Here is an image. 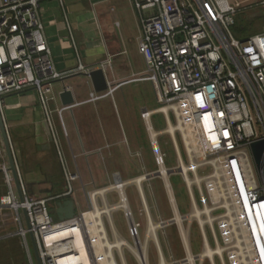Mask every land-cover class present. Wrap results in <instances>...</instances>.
<instances>
[{
  "label": "built area",
  "instance_id": "2783aa9c",
  "mask_svg": "<svg viewBox=\"0 0 264 264\" xmlns=\"http://www.w3.org/2000/svg\"><path fill=\"white\" fill-rule=\"evenodd\" d=\"M130 1L141 14L138 52L144 59L145 72L139 80L152 85L157 103L155 110H144L140 116L156 167L141 177L144 181L159 178L163 182L173 217L161 220L159 229L174 225L177 215L182 221L183 232L178 227V233L186 258L171 264H188L189 224L193 220L198 224L203 248L206 242L209 244V237L214 249L221 248V256H214L217 264H264V181L256 173L250 151L253 142L264 140V31L244 40L235 39L232 27L238 12L228 0ZM39 2L0 0V112L4 98L36 92L56 141L53 115L56 113L61 120L68 107L51 109L55 101L53 86L68 74L55 71L43 34ZM259 6L264 10V0ZM146 11L149 16L142 15ZM110 63L109 57L101 64L102 70ZM82 71L79 67L70 74ZM111 93V89L92 92L86 103L97 102ZM156 114L164 118L163 131L154 129L152 118ZM169 122L177 128L182 150L172 134L166 132ZM163 134L169 137L175 151L176 166L172 168L166 167V156L159 147ZM204 168H209V173L201 174ZM0 175V242L18 240L22 252L19 264H98L84 216L98 209L94 201L99 194L88 193L91 208L87 212L75 214L67 221H54L47 204L68 198L76 175L66 172L65 194L42 198L28 195L18 174L20 200L1 133ZM172 175L180 176L185 185L190 202L188 214L179 212L170 182ZM131 181L117 182L124 188ZM138 197L147 224L153 223L145 195L143 198L138 193ZM119 202L131 242L118 235L126 244L122 256L113 251L114 262L127 264L126 252L136 264H150L149 232L141 235V225L123 191ZM197 210L204 224L201 227L199 220L192 217ZM108 226L113 234L114 225ZM30 235L38 261L35 255L34 261ZM115 240V236L113 241L108 238L110 243ZM154 247L160 260L157 244ZM160 248L164 259L161 245Z\"/></svg>",
  "mask_w": 264,
  "mask_h": 264
},
{
  "label": "crops",
  "instance_id": "0c3cea01",
  "mask_svg": "<svg viewBox=\"0 0 264 264\" xmlns=\"http://www.w3.org/2000/svg\"><path fill=\"white\" fill-rule=\"evenodd\" d=\"M42 1H47L48 9L40 11ZM81 1L84 2V6L79 5L84 10L82 15L68 14L64 0H58L59 5L57 0L39 2L43 34L55 71L68 74L53 86L55 101L51 109L64 108L59 95L65 89L71 92L74 100L73 105L62 112L61 120L56 113L53 115L56 141L36 92L27 101L21 98L25 93L13 95L14 102L8 104L6 110L2 106L1 110L17 171L27 194L49 198L62 196L67 186L57 181L65 182L66 172H72L79 185L72 188L68 198L60 201L71 199L75 214L87 208L85 197L90 190H99L97 194L109 197L116 177L121 182L138 178L144 168L141 165H145L139 146L144 140L149 144L140 116L144 110L156 109L135 103L123 91L128 85L147 82L154 94L148 81L139 80L145 72L144 59L138 52L141 14L130 0ZM149 14L148 11L142 13L143 16ZM257 14L263 16L264 11ZM109 57L111 63L102 70L101 64ZM79 67L84 71L70 74ZM99 69L112 93L97 102L86 103L89 94L94 92L88 74ZM60 201L52 203L55 216V204Z\"/></svg>",
  "mask_w": 264,
  "mask_h": 264
},
{
  "label": "rangeland",
  "instance_id": "374dc122",
  "mask_svg": "<svg viewBox=\"0 0 264 264\" xmlns=\"http://www.w3.org/2000/svg\"><path fill=\"white\" fill-rule=\"evenodd\" d=\"M46 2L47 1L41 2L40 11L45 10V8L48 9ZM228 2L238 12L234 20V25L232 27V34L235 39L244 40L252 35L263 32L264 15L260 17H258L259 16L258 14L260 13L256 15V12L264 11L263 8L259 6L260 0H228ZM57 5H59L58 0H57ZM64 5L68 8V10L66 8V12H69L68 14L70 13H77L80 15L83 14L84 10L79 8V5L84 6V2L81 0H76L74 4L67 3L64 0ZM123 91L126 92L128 96H131L134 99L135 103L136 102L142 103L143 107H146L147 109H150L151 107H157L155 96L152 92L150 85L147 82H139L133 85H128L123 88ZM32 94H34V91H28L23 96H21V98H23V101H27L31 98ZM14 100H15V96L6 97L3 100V105H2L3 109L4 110L8 109L6 106L8 104L13 103ZM152 122H153L154 129L156 131H163L166 128L164 118L161 114H156L155 116H153ZM138 128H140V123H138ZM176 140H177L179 149L182 150V142H181L180 135L178 133H176ZM158 141H159V147H160L161 152L164 153L166 156V159H165L166 167L167 168L175 167L176 166V155H175V151L172 147L169 137L166 134H163L159 137ZM139 150H140V154H142V160L145 164V165H141V167H144L142 169L143 171L138 176V177H141L142 175H144L145 172L149 173V172L155 171L156 167L153 162L152 150L148 142H146L145 140L142 141L139 146ZM145 166L147 167L148 170H151V171H148ZM209 171H210L209 168H204L200 171V173L207 174L209 173ZM117 181H119L118 177H116L115 179V182ZM57 182L64 184L65 186H67V189H68L67 178L65 182L64 181L63 182L57 181ZM170 182L174 189L175 199H176V203H177L180 214L181 215L188 214L190 211V202L188 199L185 185L181 177L178 175H172L170 178ZM2 183H3L2 176L0 175V195L3 193ZM70 185H71V188L74 189V186L79 185V181L75 180L71 182ZM113 185H111V187ZM141 189L143 190L142 192H144L143 195H145V199L147 201L150 214L154 221L153 223L155 225H158V223L161 220H169L173 217L171 214L170 205L167 200L163 182L161 179L152 178L150 180L144 181L143 183L141 182ZM96 191H99V190L92 189L88 193H94ZM122 191L126 194L128 198L129 206L134 213L135 219L141 225V228H142L141 235L144 237L148 233L149 227L142 213V207H141L140 199L138 197L136 185L128 184L127 186L123 188ZM88 193L86 194V197H85L87 199V208L85 209L84 212H87L91 208V205L88 199ZM108 194H109V197H105V195H97L96 201H95V206L97 205L96 208H98L100 211H103L105 209L106 211L108 210L107 215L102 214V222L106 228L108 238L110 241H113V238H114L113 236L114 233L112 234L108 226L110 223L114 225L118 235L130 243L131 241L127 234V225L123 218L122 210L117 209L118 206H121L119 202L120 192L118 190L112 189L108 192ZM38 195L42 197V195L40 194ZM43 197L49 198L46 196H43ZM52 203L53 202H49L47 204V208L53 220L57 221V218L53 213ZM99 210L97 211L99 212ZM183 225L186 227L188 224H183ZM156 235L162 247L165 263L171 264L174 261H181L182 259L186 258V253H185L184 247L179 237L177 225H171L164 229H157ZM189 242H190L192 256L194 258L199 257L203 251V243H202V238L200 236L198 224H196L194 220L192 221L191 224H189ZM209 245L211 248L214 247V244L212 240L210 239V237H209ZM148 246H149V263L158 264L159 260L157 258L155 247H154L152 240L149 241ZM21 257H22V252L20 250L19 243L16 238L0 242V264H19ZM33 257H34V254H33ZM125 257H126L127 264H136L134 258L130 254L125 252ZM34 261H36L35 257H34ZM201 261L200 262L199 260H197L196 262L194 261V264H210V261L207 259H203ZM214 262L217 264L216 260H214Z\"/></svg>",
  "mask_w": 264,
  "mask_h": 264
},
{
  "label": "bare ground",
  "instance_id": "6f19581e",
  "mask_svg": "<svg viewBox=\"0 0 264 264\" xmlns=\"http://www.w3.org/2000/svg\"><path fill=\"white\" fill-rule=\"evenodd\" d=\"M166 132L172 134V136L176 140L175 133L177 132V128L175 125L171 124V122H169V127L167 128ZM141 182L142 183L144 182V177H138L128 184H135L138 193L141 194L144 198V195H143V192L141 189ZM111 188L118 190L119 192L122 191V189H123V187L120 185V183L115 184ZM95 194L97 195V193H95ZM144 201H145V199H144ZM94 205H95V201H94ZM117 209H119V208H117ZM97 210H99V209H96L95 212H87L84 216V222H85L84 225L88 230V235H89L90 241L92 243V249L94 252V256H95V259H96L98 264H115L114 258H113V251L114 250L117 251L122 256V251H123L122 247L126 243H124V241L118 237V234L114 231V229H113V233H114V236L116 237V240L114 243H110L108 241L107 234H106L103 222H102V214L107 215L108 210L107 211H106V209L103 211L99 210V212ZM192 217L199 220V222H200L199 226L200 227L204 225L203 221L200 219V212L198 210L192 214ZM173 221H175L174 225H177L180 228V230L182 231V224H181L182 221L178 217V215L174 218ZM110 225L112 227V224H110ZM148 227H149L148 228L149 236L153 240L154 244H157V246L160 250V254H159L160 260L158 263L159 264H166L164 262V259H163L162 253H161L160 244H159V241H158V238L156 235V230L159 229L160 226L155 225L150 221L148 224ZM184 236H185V234H184ZM185 242H186V240H185ZM221 253H222V250L220 247H218L216 249H212L209 246L208 242H206V244H204L203 251H202L201 255L199 256L198 260L201 261L203 259H207L210 262L214 263L213 262L214 256H221ZM194 259L195 258L192 257L190 251L187 248V261H188V263L194 264V261H195Z\"/></svg>",
  "mask_w": 264,
  "mask_h": 264
},
{
  "label": "water",
  "instance_id": "95a60500",
  "mask_svg": "<svg viewBox=\"0 0 264 264\" xmlns=\"http://www.w3.org/2000/svg\"><path fill=\"white\" fill-rule=\"evenodd\" d=\"M88 78L91 81L94 92L101 93V92L108 91V85L105 80L104 73L101 69L90 72L88 74ZM59 99L63 107H70L74 103L71 92L66 89L60 93ZM0 133L3 139L5 152H6L8 161H9L10 171L14 178L16 190H17L19 199L22 200L20 181H19L18 173H17L15 163H14L11 143L9 140V136H8L7 129L4 124V120L1 115V112H0ZM250 151H251V156H252V160H253L256 173L259 179L264 181V140L253 142L250 145ZM55 205H56V216H57L58 221L60 222L67 221V220L72 219L75 216L74 202L71 199L56 202ZM30 241L32 244L34 255L38 261L37 249H36L35 241L32 235H30ZM184 263H186V260L184 261Z\"/></svg>",
  "mask_w": 264,
  "mask_h": 264
},
{
  "label": "clouds",
  "instance_id": "9594fccd",
  "mask_svg": "<svg viewBox=\"0 0 264 264\" xmlns=\"http://www.w3.org/2000/svg\"><path fill=\"white\" fill-rule=\"evenodd\" d=\"M261 221L264 222V218L263 219L261 218Z\"/></svg>",
  "mask_w": 264,
  "mask_h": 264
}]
</instances>
